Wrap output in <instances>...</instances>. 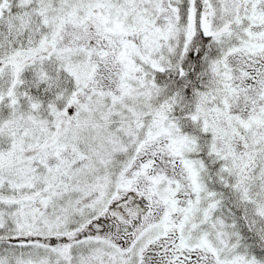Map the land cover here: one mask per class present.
Instances as JSON below:
<instances>
[{
	"label": "snow or ice",
	"instance_id": "obj_1",
	"mask_svg": "<svg viewBox=\"0 0 264 264\" xmlns=\"http://www.w3.org/2000/svg\"><path fill=\"white\" fill-rule=\"evenodd\" d=\"M0 264H264V0H0Z\"/></svg>",
	"mask_w": 264,
	"mask_h": 264
}]
</instances>
